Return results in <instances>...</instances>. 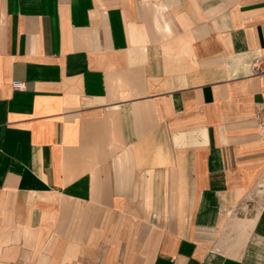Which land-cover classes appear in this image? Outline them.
<instances>
[{
	"label": "crops",
	"instance_id": "crops-1",
	"mask_svg": "<svg viewBox=\"0 0 264 264\" xmlns=\"http://www.w3.org/2000/svg\"><path fill=\"white\" fill-rule=\"evenodd\" d=\"M115 245L264 264V0H0V252Z\"/></svg>",
	"mask_w": 264,
	"mask_h": 264
},
{
	"label": "rangeland",
	"instance_id": "rangeland-1",
	"mask_svg": "<svg viewBox=\"0 0 264 264\" xmlns=\"http://www.w3.org/2000/svg\"><path fill=\"white\" fill-rule=\"evenodd\" d=\"M113 1H120V0H113ZM11 260L6 258L5 252H0V264H35L37 263L36 258H32L28 251L20 252L22 255L20 258L22 259L21 261L18 258H15L16 256V251L11 252ZM102 254V252H98ZM100 254H98V257L93 260V263L91 264H134L135 262H138L135 258H133V253L131 254L129 252L124 251V249L118 250L115 247H113V250L111 249L110 251H106L107 257L102 260L100 258ZM112 257H111V256ZM9 257V256H8ZM64 259L68 258H62V260H56L53 257V253H51L48 248H45V255L43 259H40L39 262L41 264H58L59 262H62ZM62 264H70L67 261L62 262ZM140 264H143V260H140Z\"/></svg>",
	"mask_w": 264,
	"mask_h": 264
},
{
	"label": "built area",
	"instance_id": "built-area-1",
	"mask_svg": "<svg viewBox=\"0 0 264 264\" xmlns=\"http://www.w3.org/2000/svg\"><path fill=\"white\" fill-rule=\"evenodd\" d=\"M11 87L12 88H22L23 87V81H20V80H12L11 81Z\"/></svg>",
	"mask_w": 264,
	"mask_h": 264
}]
</instances>
